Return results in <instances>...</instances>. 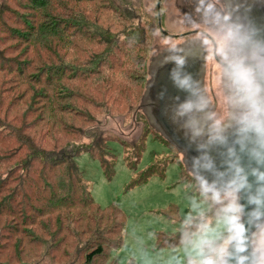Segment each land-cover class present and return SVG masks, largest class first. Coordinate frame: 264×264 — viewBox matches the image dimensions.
<instances>
[{
    "label": "rangeland",
    "instance_id": "obj_1",
    "mask_svg": "<svg viewBox=\"0 0 264 264\" xmlns=\"http://www.w3.org/2000/svg\"><path fill=\"white\" fill-rule=\"evenodd\" d=\"M91 1L94 3L88 4L89 0H0V132L5 131L6 136L11 135V131L5 121H16L14 125L21 132L27 129L30 121L41 116L50 119L45 120L46 124H55L47 113L51 101L52 107L57 99L68 97L66 88L56 83L61 81L63 84L70 79L67 75L71 70L66 64L70 61H61L59 57L62 58V52L72 44V35L76 36L74 41L90 48L91 42L97 41V36L91 35L98 29L89 30L83 26L88 23L92 26L96 17L103 18V13L108 21L106 24H112L108 10L121 15L108 0H104L108 10L103 8V0ZM129 1L133 12L141 14L152 25L147 29L152 47L148 49L143 70L139 72L134 67L130 77H125L128 74L124 68L108 77L107 82L104 77H74L97 79L106 90L102 89L104 94L94 96V103L78 106L73 118L63 115L58 121L61 127L51 129L46 125L45 131L41 130L54 140L58 152L97 148L101 141L98 137L106 139L110 133L132 147L134 141H140L149 130V122L139 109L150 78L147 71L151 60L164 49L181 43L194 39L206 43V39L196 37L198 30L214 37L213 19L208 11L212 0ZM213 2L221 4L219 0ZM93 5L103 9L100 15L90 14ZM207 52L205 90L210 97V86L213 87L218 98V109L213 115L222 121L227 115L225 93L211 45H207ZM97 70L89 74H95ZM74 90L88 95L84 84ZM46 107L48 110L45 111ZM83 107L86 108L83 114L76 113ZM74 116L86 119L87 123ZM41 131L36 135L34 129L25 132L30 138H13L8 150L20 145L25 149L21 147L18 151L21 156L12 162L15 165L12 169L8 170L10 166L0 168V264H87V255L98 247L104 249V254L92 264H176L177 258L183 264L184 253L179 246L177 229L179 220L188 210L186 185L191 176L174 147H169L168 142L154 131L158 136L147 135L144 152L137 164L134 152L128 156L124 147L112 138L108 145L115 164L114 167L111 165L113 174L110 177L103 171L98 157L91 153L80 154L77 162L86 186L103 212L87 203V194L83 193L85 199L81 192L74 194L76 187L68 180L64 168L49 166L50 172L41 164L44 160L37 156L35 145L37 137L43 138ZM8 153H2L0 157ZM32 156L39 158L38 161L31 163ZM27 165L32 169L31 177L26 176L29 173ZM155 166L159 171L143 179ZM42 174L50 177L49 186L40 182ZM15 194H18L17 203L22 208L29 201L39 206L30 209L22 218L12 216L20 209L12 203ZM25 194L27 199L23 198ZM41 205L44 207L40 208ZM56 208L62 209L51 210Z\"/></svg>",
    "mask_w": 264,
    "mask_h": 264
},
{
    "label": "clouds",
    "instance_id": "obj_2",
    "mask_svg": "<svg viewBox=\"0 0 264 264\" xmlns=\"http://www.w3.org/2000/svg\"><path fill=\"white\" fill-rule=\"evenodd\" d=\"M212 23L227 109L222 121L206 113L186 58L169 48L162 60L172 65L174 87L186 94L182 102L176 98L168 118L197 153L188 162L179 246L183 264H264V27L235 3L216 12ZM217 149L219 163L212 155Z\"/></svg>",
    "mask_w": 264,
    "mask_h": 264
},
{
    "label": "trees",
    "instance_id": "obj_3",
    "mask_svg": "<svg viewBox=\"0 0 264 264\" xmlns=\"http://www.w3.org/2000/svg\"><path fill=\"white\" fill-rule=\"evenodd\" d=\"M108 1L117 8L116 10L121 15L120 16L116 15L113 10H108L103 0L104 2L103 5H105V7L103 8H105L110 12L108 13V15L111 16L109 22H111L112 24H106L108 23V21H106L104 13H103V18L96 17L95 22L92 23V26H90L89 23L88 25L83 26L84 28H87L89 30L92 29L93 27L98 29L97 31L93 32V34L91 35L92 37L97 36V41L91 42V45L89 46L91 49L83 47L78 41H74L76 36L72 35V39H73L71 41L72 44L66 49L65 52H62L63 54V55L61 54L62 58L59 57V60L61 61H65V62L67 60L70 61V63H66V64L70 68L71 73L70 75H67L68 77H70V79H66L63 84L61 83V81H57L56 83L57 85L66 88V91L68 92L67 93L68 97L66 99H57L55 101L56 105H53L52 107H51L52 101L50 103L49 112L47 114L50 116L51 119L55 120L54 122L55 124L53 125L46 124L45 120L47 119V117L41 116L30 121L29 124L27 125V129L24 132H21L20 129L16 125H14V123H17L16 121L13 120L5 121V124L6 125L8 124L7 127L11 131V135L6 136L5 131L0 132V154L8 153V152L11 153H8L5 156L0 157V168L3 166L5 169H7V167L10 166L8 170L12 169L15 166L12 165V162L17 160L21 156L20 154H18V151L20 150L21 147L25 149L24 146L20 145L18 146L17 149L8 150V148L10 147L9 144L12 142L13 138L21 139L18 136H22V138H24V136H27L26 133L28 131H33V129L36 135L41 130L45 131L46 125L51 129H56L57 126L61 127V124L58 121L59 119L62 120V118L64 117L63 115H66L68 118H73L74 110H76L78 106L80 105L83 106L84 103H89V104L91 102L94 103L95 102L94 96H100L104 94L102 89H104V91L106 90L105 88H102V84H100L97 79H94V81H90L88 78L85 80H80L74 77H79V76L101 77V78L104 77L105 82H107L108 77H112V75H115L116 72L119 73L120 71H123L122 69L124 68H126L128 74V76L125 77H130V72H133L134 67H137V70L139 72L140 70H143L145 61L148 58V54H147L148 49L149 47H152L151 36L150 33H148L147 31V29L152 26L151 22L143 19L144 17L140 16L141 14H139L138 12H133V6H129V2H130L129 0H108ZM90 2L94 3L91 0H89L88 4H91ZM102 11L103 9H98L96 5H93V9L90 10L89 12L91 15L94 14V12L100 15V12ZM101 22L104 25L100 26ZM115 22H117V24ZM83 33H87V32H83ZM118 34H122V35L118 36ZM83 56H84V60H83ZM114 64H117V66H115ZM79 66H83V67L80 70L74 69ZM97 68L98 70L95 74L92 73L89 74L90 71H95ZM117 68L119 69L116 70ZM134 73H136V70L134 71ZM147 75H148V71H147ZM127 83L129 84V82ZM80 84H84V87L88 92V95L81 93V91L78 92L74 90L77 89V87L80 86ZM62 101L63 102L67 101V102L64 105H61L60 102ZM84 109L86 108L83 107L81 109H77L76 113L83 114ZM96 109L98 110V108ZM46 110H48V107L45 108V111ZM74 118L84 123H87L86 119H83L84 120L83 121L77 118V116H74ZM132 119L133 116L131 117V121ZM47 120L50 121V119ZM148 128L149 130L151 129L150 131L148 130V134L142 136L140 141L137 140L136 142L134 141L132 147H130V145H126L124 140L123 139L121 140V138H119L116 134L110 133L109 138L105 139L103 138V136L98 137V140L101 141L98 144L97 148L94 147L87 148L88 149L87 151L79 149L76 152L74 151V149L73 151L70 152H67L66 150H61L60 152L56 151V147H55L56 143L54 142V140L51 137H49L47 133L41 131L43 138L39 139V137H37L36 139L35 145L38 148V150H36V154L37 156L40 155L38 157H42L44 161L41 162V164L45 165L48 168V170H50V172L52 170L50 167L64 168L68 180L71 181L76 187L74 188L75 190L73 189L74 194L76 193V191L81 192L82 197L84 196L83 193L87 194L88 195L86 196L88 199L87 203L90 206L92 205L97 206L101 211L105 212L98 205H96L94 199L92 198L88 190V187L86 186L83 173L80 170V167L77 162L78 156L82 153H91V155L98 157L101 161L103 171L108 177H110L113 174V168H111V165H113L114 167L115 164V161L113 159V156L111 155L108 145L109 142L113 140L112 138L116 139L124 147L128 156H130V153L133 154L134 152L135 160L136 163L138 164L145 149V142L147 139V135L152 133L158 136V134H156L154 130H152L149 124H148ZM27 138L30 137L27 136ZM72 144L76 145L75 143ZM167 145L172 149H174L168 143ZM109 155L112 156V161L109 159L111 157ZM35 156H32L31 163H35V161H38L39 158L33 159V157ZM50 162H55L56 164H52ZM27 168L29 173L27 172L26 176L31 177L30 171H32V169L29 167V165H27ZM157 171H159L158 166H155L153 169L146 172L143 179L150 176L151 175L150 173ZM39 180L42 184H46L48 186L52 182L50 177L46 176L45 174H42ZM24 186L25 185L20 187H24ZM77 186H79L80 188H78ZM14 197L15 199L12 200V203H16V207L20 208L17 214L12 213V216L14 217L18 216L19 218H22L23 216H26V214L30 212V209L39 206L38 203L36 202L33 203V201H29L22 208L21 204L17 203L18 194H15ZM23 198L27 199V195L26 194L23 195ZM25 207H29V208H25ZM42 207L44 206L41 205L40 208ZM58 209H62V208H56L51 210L55 212V210ZM9 210L11 211V208ZM52 211L50 212V214H52ZM120 244L121 243H119L118 249L120 248ZM103 254H104V249L102 247H98L96 250L92 251L90 254L87 255L86 263L92 264L95 259L101 257Z\"/></svg>",
    "mask_w": 264,
    "mask_h": 264
},
{
    "label": "water",
    "instance_id": "obj_4",
    "mask_svg": "<svg viewBox=\"0 0 264 264\" xmlns=\"http://www.w3.org/2000/svg\"><path fill=\"white\" fill-rule=\"evenodd\" d=\"M253 8L248 11L245 4H237L235 8L242 13L249 12L248 16L252 15L257 20L261 17V6L264 8V0H253ZM234 2H238L235 0ZM159 2V6H160ZM159 8V7H158ZM160 10V8H159ZM160 18V15H159ZM261 22L259 26H261ZM159 27L161 29V22L159 20ZM169 49V48H168ZM177 50V54L184 56L187 61V71L190 72L193 78L198 82L202 94L207 100L206 113L213 115L218 108L217 102L212 103L211 98L207 95L205 90V75H206V63L208 55L205 49V45L201 40H191L184 44L174 47ZM167 49L158 55L156 60H151L149 65V81L146 85V90L143 95L142 105L140 106L141 111L147 118L151 127L159 133L172 147H174L178 153L182 156V163L189 172L188 162L191 158L197 155L194 147H192L183 132H181L168 118L169 109L176 104V100L179 97V102L185 99L186 94L179 91L174 87L172 81L169 78V70L172 65H163L162 60L167 54ZM163 94L164 99H159L160 94ZM211 122V121H209ZM221 149H217L212 153L217 163L220 162L221 157L219 152Z\"/></svg>",
    "mask_w": 264,
    "mask_h": 264
},
{
    "label": "flooded vegetation",
    "instance_id": "obj_5",
    "mask_svg": "<svg viewBox=\"0 0 264 264\" xmlns=\"http://www.w3.org/2000/svg\"><path fill=\"white\" fill-rule=\"evenodd\" d=\"M235 0H223V2L222 1H220L219 0V2L221 3V4H217V3H215V2H213V0H212V5H210V8H208V11H209V13H211V15H210V17H211V19H213V17H214V15H215V13L216 12H219V11H221V9L226 5V4H229V5H233L234 3H235V6L237 5V4H245V7L246 8H248V11L250 12V10L253 8V5H254V1L253 0H238V2H234ZM203 7V6H202ZM237 7V6H236ZM260 8H261V10H260V12H261V17H260V19L259 20H257L255 17H253L252 15H250L249 17L253 20V22L254 23H256L258 26H259V23H260V21H262L261 22V27H264V8H262L261 6H259ZM203 8H205V7H203ZM249 12H245L246 14H248ZM184 36H185V34H183ZM182 35V36H183ZM187 36V35H186ZM197 36H200L201 38H204V39H206V43L204 42V41H202L201 39H194V40H201L202 41V43L205 45V49H206V52H207V45L208 46H212V57H213V60H214V62L217 64V62H216V56L214 55V45H213V39H214V37L210 34V33H208V32H206V31H200V30H198L197 32H196V37ZM182 44V43H181ZM180 45V44H179ZM179 45H177V47L179 46ZM169 48H174V47H169ZM210 49H211V47H210ZM164 50H166V49H164ZM163 50V51H164ZM168 50V49H167ZM163 51H161L160 53H162ZM159 53V54H160ZM159 54H157V55H159ZM154 56V59L156 60V58L158 57V56ZM207 55H208V52H207ZM154 59H152V61L154 60ZM218 65V64H217ZM206 66V65H205ZM209 95H210V98H211V100H212V102H217V104H218V98L216 97V93L214 92V90H213V87L212 86H210V93H209ZM218 109V108H217Z\"/></svg>",
    "mask_w": 264,
    "mask_h": 264
}]
</instances>
